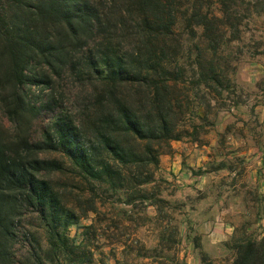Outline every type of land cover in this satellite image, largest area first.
<instances>
[{
    "label": "trees",
    "instance_id": "16d2710c",
    "mask_svg": "<svg viewBox=\"0 0 264 264\" xmlns=\"http://www.w3.org/2000/svg\"><path fill=\"white\" fill-rule=\"evenodd\" d=\"M210 1L0 0V264L20 263L14 253L27 214L40 219L49 249L64 253L67 264H90L82 250L69 258L74 246L65 231L98 212L96 189H122L127 205L134 195L149 199L142 189L161 150L185 133L198 134L196 127L178 130L192 112L179 88L185 77L174 48L179 20L193 36L200 29L201 43L188 49L197 86L215 97L229 88L219 49L227 32L237 34L235 0H216L222 16ZM256 3L264 8V0ZM67 77L89 95L75 120L56 97ZM57 109L50 126L33 133L41 113ZM67 172L92 189L73 208L51 179ZM254 197L255 216L264 222V193ZM233 249V264H264V235ZM201 263L211 264L205 256Z\"/></svg>",
    "mask_w": 264,
    "mask_h": 264
},
{
    "label": "rangeland",
    "instance_id": "374dc122",
    "mask_svg": "<svg viewBox=\"0 0 264 264\" xmlns=\"http://www.w3.org/2000/svg\"><path fill=\"white\" fill-rule=\"evenodd\" d=\"M262 1L235 0L232 5L237 34L232 38L227 32L219 49L230 84L218 97L197 86L194 77L196 66L188 49L201 43L200 29L193 36L178 21L174 48L185 71L179 88L192 110L178 130L190 132L196 127L198 134L192 138L185 133L161 150L152 182L142 189L148 200L134 195L127 205L122 189H96L102 203L98 212L79 217L65 231L74 246L69 258L82 250L90 264H202L203 256L211 264H233L237 241L264 235V222L257 220L254 203L255 194L264 193V8L256 3ZM210 2L220 16L217 1ZM229 22L234 24L232 19ZM88 96L70 77L56 88L63 111L74 120ZM59 115L60 109L43 111L33 133L50 126ZM176 154L186 157L174 159ZM177 162L184 172L175 176L171 170ZM220 162L224 167L218 166ZM199 172L202 175H196ZM51 179L70 208L79 195L92 190L68 172ZM159 199L165 203H157ZM21 232L25 236L14 253L19 264H67L64 253L49 249L47 232L37 216L27 214Z\"/></svg>",
    "mask_w": 264,
    "mask_h": 264
},
{
    "label": "crops",
    "instance_id": "0c3cea01",
    "mask_svg": "<svg viewBox=\"0 0 264 264\" xmlns=\"http://www.w3.org/2000/svg\"><path fill=\"white\" fill-rule=\"evenodd\" d=\"M177 156V157H176ZM178 157L181 159V161H183V159H185V155L184 154H176L175 155V157H174V159H178ZM182 157V158H181ZM168 170H171L170 168H168ZM172 171V173L176 176V175H178V174H183V170L181 171V168H180V166L178 165V162L177 163H174V169L173 170H171ZM177 179H178V177H177Z\"/></svg>",
    "mask_w": 264,
    "mask_h": 264
}]
</instances>
